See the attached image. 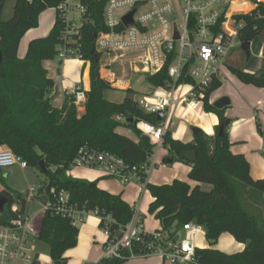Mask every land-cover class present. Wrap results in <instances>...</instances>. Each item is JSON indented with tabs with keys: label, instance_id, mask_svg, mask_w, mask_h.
<instances>
[{
	"label": "trees",
	"instance_id": "trees-1",
	"mask_svg": "<svg viewBox=\"0 0 264 264\" xmlns=\"http://www.w3.org/2000/svg\"><path fill=\"white\" fill-rule=\"evenodd\" d=\"M5 1L0 0V15ZM63 1L16 0L12 17L8 21L0 18V147L8 148L21 157L27 167H36L39 171V163L43 161L47 169L44 174L46 189L64 191L71 203L87 211L97 210L100 215L109 216L114 226L123 227L131 220L133 210L121 196L99 189L96 181L73 178L68 172L78 150L84 147L143 167L155 145L136 125L139 122L158 125L159 121L153 115L142 113L133 101L124 98L121 103H113L104 98V91L110 87L97 75L98 64L91 49L94 34L107 30L102 17L107 0H80L87 9L89 22L82 28L78 43L82 60L90 62V86L82 113H78L71 94L65 95L60 108L51 104L55 83L43 63L52 61L57 55L61 23L56 20L47 37L32 40L23 59L17 57V49L23 35L38 26L39 15ZM252 1L257 7L249 15L236 17L243 22L237 41L250 44L255 39L260 40L264 55V3ZM251 7L246 0H233L230 12H245ZM239 53L243 55L240 50ZM240 55L231 54L229 61L236 64H227L230 74L244 85L264 89V61L256 72L249 73L239 66ZM167 79L163 70L149 77L148 82L159 86ZM221 83L219 80L213 82L203 103V111L218 118L212 136L200 131L191 142L185 143L174 140L169 130L162 139V148L173 156V161L190 167L188 179L196 185L192 187L180 180L164 185L147 183L145 188L153 198L148 213L170 237H174L184 224L194 222L204 229L210 246L225 233L244 245L242 252L232 255L211 248L197 249L200 264H264V178L253 179L244 155L231 152L227 127L219 134V126L226 120L225 110H215L209 98ZM118 117L125 122H119ZM128 119L132 124L126 123ZM256 121L264 144V130L257 116ZM119 128L130 131L131 137L118 133ZM188 151L196 155L192 164L180 157ZM200 184L211 189L203 190ZM2 197L7 199V204L0 214V223L15 216L10 211L12 204L20 203L21 210L24 205L22 195H13L0 171ZM78 233V227L71 225L69 220L47 212L41 220L38 240L48 246L52 262L66 264L63 255L76 247ZM125 261L102 258L96 264H124Z\"/></svg>",
	"mask_w": 264,
	"mask_h": 264
},
{
	"label": "built area",
	"instance_id": "built-area-1",
	"mask_svg": "<svg viewBox=\"0 0 264 264\" xmlns=\"http://www.w3.org/2000/svg\"><path fill=\"white\" fill-rule=\"evenodd\" d=\"M232 2L233 0L106 1L102 17L107 30L94 34L92 46L98 64L97 74L111 89L122 88L127 94L133 85L129 82L131 70L138 77L144 75V83L147 82L148 87L141 91L143 83L133 95V102L142 113L155 117L161 113L163 119L158 125L144 122L136 125L155 145L143 167L131 165L107 152L84 147L78 150L70 170H93L125 185L135 182L145 188L153 169L165 167L159 160L162 139L165 132L171 131L175 126L176 109L194 111L202 108L206 92L215 80L222 82L233 50L240 47L237 44V34L243 27V22L236 17L249 15L257 5L246 0L251 6L254 3V9L247 13H231ZM54 10L56 20L62 26L61 43L57 47L55 58L59 63L77 61L89 65L90 62L82 60L78 43L82 28L89 22L86 7L80 0H64ZM133 10V25L125 27L122 19ZM113 64L121 68L115 82L111 74ZM163 70L168 77L166 82L159 86L151 85L148 78ZM86 92L78 83L68 94L73 96L76 107H83ZM117 120L125 122L122 117ZM140 123L145 124L149 131L140 129ZM14 166L27 168L21 157L8 148L0 147V171ZM43 192L47 195V202L40 211L41 217L25 215L26 200H32L39 194L38 187L28 188L26 198H23L22 210L20 203L10 206V211L15 216L0 223V264H40L39 256L34 252V242L39 241L41 220L47 212L69 220L73 226L83 224L89 215L96 216L99 228L106 237L103 258L130 260L158 256L168 264H200L193 238L197 234H203L204 229L194 222L184 224L175 235L178 236L175 240V236L170 237L162 229L155 232L144 230L141 221L134 214L126 225L116 227L109 216H102L97 210L87 211L78 204L71 203L64 191L46 189L45 185Z\"/></svg>",
	"mask_w": 264,
	"mask_h": 264
},
{
	"label": "crops",
	"instance_id": "crops-1",
	"mask_svg": "<svg viewBox=\"0 0 264 264\" xmlns=\"http://www.w3.org/2000/svg\"><path fill=\"white\" fill-rule=\"evenodd\" d=\"M16 0H6L0 18L2 21H8L13 14V9ZM56 20V11L48 9L42 12L38 17V26L34 29L28 30L21 38L17 57L23 59L27 52L28 44L32 40L45 38L49 35ZM43 63V67L47 70L48 76L54 81L55 85L50 96L51 104L60 108L63 105L65 95L73 89L78 83L88 91L90 86L89 66H84L81 62L67 61L62 68L52 71L48 68V63ZM82 65V66H81ZM242 90L251 95V100L246 101V115L231 114L228 110L224 116L230 120V125L227 127L228 138L230 142V150L233 154H242L249 163V172L253 179L259 180L264 178V144L259 136L255 126H253V111L259 113L261 119L264 121V89L255 88L253 86L242 85ZM217 91V90H216ZM215 91V92H216ZM213 92L210 96L209 103L212 104L217 100V96ZM253 94L260 95L255 102H253ZM219 99V98H218ZM83 111V108H82ZM176 120H179V126L176 125ZM174 130L172 131V138L181 142H191L193 134L191 129L193 127L199 128L208 136L214 134V128L218 125V118L215 114L205 113L203 107L194 111L179 108L174 114ZM255 125V124H254ZM264 130V123H263ZM118 133L131 137L122 128L117 130ZM169 156L167 151L163 149L160 152L159 160ZM160 173L157 175L149 174L147 183L151 185L170 184L174 180L185 181L192 187L196 184L189 181L188 174L190 167L184 163L172 162L165 167H156ZM154 173V172H153ZM68 175L87 181H96L97 187L113 195H120L121 199L129 205L133 210L136 219L141 221L144 230L148 232H155L161 229L159 221L153 215L148 213L149 205L153 202L150 193L137 183H129L127 185L116 183L113 179L103 177L99 172L86 169L73 168L69 170ZM203 190H210L208 185H199ZM78 227V226H77ZM77 236V245L75 248L67 251L63 257L66 259V264H96L103 258V249L106 242V237L99 228V221L96 216H87L85 222L80 225ZM182 235V233H181ZM194 245L197 249H215L224 254L232 255L240 253L244 249V245L238 243L234 238L225 233L222 234L217 242L210 246L205 235L197 234L193 238ZM39 256V254H38ZM40 260V256H39ZM51 261V259H50ZM52 262V261H51ZM53 263V262H52ZM124 264H168L160 259L158 256H149L143 258H136L126 260Z\"/></svg>",
	"mask_w": 264,
	"mask_h": 264
},
{
	"label": "rangeland",
	"instance_id": "rangeland-1",
	"mask_svg": "<svg viewBox=\"0 0 264 264\" xmlns=\"http://www.w3.org/2000/svg\"><path fill=\"white\" fill-rule=\"evenodd\" d=\"M249 1V0H247ZM252 1V0H251ZM258 1L260 3H264V0L259 1V0H255ZM252 7L250 10L254 9V3H252ZM248 11L242 12V13H247ZM237 44L240 46V44L237 41ZM240 48H235L233 51V56L235 55H240L239 53ZM250 57L247 60L246 57L243 55H240V59H239V66L241 67V69L245 72H249V73H254L256 72L262 62L264 60H262V44L260 42V40L255 39L254 41H252L250 43ZM241 51V50H240ZM67 61H64L62 63H59V61L55 58L52 61H50L48 63V68L51 70V74L53 69H60L62 68V66L66 63ZM233 60L228 61L229 64H236V62H234ZM101 64V63H100ZM82 66V65H81ZM84 66H89L90 67V63L89 65H84ZM120 67L118 65H111V74L112 76H114V82L115 77L117 75L120 74ZM90 70V69H89ZM102 73H100L101 76ZM136 78H138V74H135L132 70H131V78L129 80V82L131 84L134 83V81L136 80ZM242 84L241 82H239L234 76H232L230 74V72H225V78L222 79V83L219 89H217V91L214 93L215 96H217L218 98L221 97H228L231 100V107L228 109L230 111L231 114H239L241 115H246V107L244 106L245 104V100L248 102L251 100V95H248V93H246L245 91L242 90ZM248 86V85H247ZM148 87V83H144L140 90L144 91L146 88ZM104 98L110 102L113 103H121L122 100L127 96V93L124 89L122 88H116V89H107L104 91L103 93ZM260 95L256 96L253 94V102H255V100L259 97ZM136 99V98H135ZM78 113H82V106L81 107H76ZM225 112V111H224ZM256 116L258 118V121L260 123V128L263 130V123L264 121L261 119L259 113H255L253 111V126H255L256 128ZM180 122L179 120H176V125L179 126ZM255 124V125H254ZM174 130V127L172 128L171 132ZM257 130V129H256ZM123 131L127 132L125 129H123ZM129 135H132V133L127 132ZM6 148V147H3ZM162 153H163V148H162ZM154 172V173H153ZM151 174V177L153 175H157L158 173H160L158 170L154 169V171ZM2 174L4 175V180L6 185L10 188V190L12 191L13 195L16 196V194H21L23 198H26V192L28 190L29 187H38L39 183L41 182H46L45 181V176L44 174H42L36 167H32V166H28L25 169H20L17 166L11 167V168H7L4 169L2 171ZM114 180V179H113ZM116 183H119L118 181L114 180ZM131 183H135V182H131ZM47 202V195L45 192L41 193V194H36V196L34 197V199L32 200H26L25 203V215H28L29 217H36L39 216L41 217V213L40 211L42 210V207L46 204ZM5 209V207H4ZM78 228H80V225H78ZM34 252L39 254L40 256V264H53L50 261V257H49V249L48 246L40 241H36L34 242Z\"/></svg>",
	"mask_w": 264,
	"mask_h": 264
},
{
	"label": "water",
	"instance_id": "water-1",
	"mask_svg": "<svg viewBox=\"0 0 264 264\" xmlns=\"http://www.w3.org/2000/svg\"><path fill=\"white\" fill-rule=\"evenodd\" d=\"M134 13H135V10L131 11L129 14H127L122 19L123 24L125 25V27H130V26L133 25L132 16L134 15ZM176 38H177V33H176ZM249 47H250L249 43H241L240 47H239L241 52L244 54V56L246 57L247 60L250 57ZM91 54L96 59V56L93 54V49H91ZM0 59H1V57H0ZM97 75L99 76V74H97ZM145 80H146L145 76L142 75V76L138 77L134 81L132 87L130 88V92L125 97V99L127 101H131V102L133 101V95L136 94L139 91L140 86L145 82ZM211 105L217 111H224L229 106H231V100L228 97H221V98L215 100ZM156 119H157V121H161L163 119V115L161 113L157 114ZM126 123L127 124H132V120L128 119L126 121ZM229 125H230V120L226 119L224 121V123L219 126V130H218L219 134H221L222 131L224 130V128L228 127ZM200 131L201 130L199 128H196V127H193L191 129V132H192L193 135H196ZM180 157L184 161H186V162H188L190 164L194 163L195 160H196V155H195V152H193V151L183 152V153H181ZM173 159H174L173 156H167V157L162 159L161 163L163 165H165V166L166 165H170V164H172ZM39 169H40L42 174H46L47 173V169H46L43 161H41L39 163ZM44 188H45L44 182L39 183V185H38V193L41 194L42 191L44 190ZM6 203H7V199L5 197L0 198V213L3 212L4 206H5ZM177 239H178V236H175V240H177ZM53 264H62V263L61 262H53Z\"/></svg>",
	"mask_w": 264,
	"mask_h": 264
},
{
	"label": "bare ground",
	"instance_id": "bare-ground-1",
	"mask_svg": "<svg viewBox=\"0 0 264 264\" xmlns=\"http://www.w3.org/2000/svg\"><path fill=\"white\" fill-rule=\"evenodd\" d=\"M139 128L142 129V130H144V131H146V132L149 131V129H148V128L145 126V124H143V123H140V124H139Z\"/></svg>",
	"mask_w": 264,
	"mask_h": 264
}]
</instances>
